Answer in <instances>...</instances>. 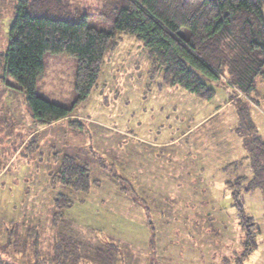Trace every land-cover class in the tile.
Masks as SVG:
<instances>
[{
  "label": "rangeland",
  "instance_id": "374dc122",
  "mask_svg": "<svg viewBox=\"0 0 264 264\" xmlns=\"http://www.w3.org/2000/svg\"><path fill=\"white\" fill-rule=\"evenodd\" d=\"M118 1L61 4L71 14H90L91 25L113 29L110 11ZM15 2L0 0V167L7 165L0 177L3 261L61 264L63 256L62 264H226L230 258L236 264L232 258L242 249L243 233L226 182L252 178L245 138L253 136V125L264 139V78L250 96L230 84L228 72L220 80L205 78L216 95L202 99L166 85L164 69L144 44L117 32V47L82 103H76L77 58L44 55L36 92L74 113L39 126L19 81L2 68ZM64 155L90 167L95 183L89 193L52 186ZM58 192L74 203L55 223ZM242 202L260 231L258 248L242 264H264L263 189L245 191ZM30 226H39L32 231L41 233V249L27 235ZM57 244L63 248L58 252Z\"/></svg>",
  "mask_w": 264,
  "mask_h": 264
},
{
  "label": "trees",
  "instance_id": "16d2710c",
  "mask_svg": "<svg viewBox=\"0 0 264 264\" xmlns=\"http://www.w3.org/2000/svg\"><path fill=\"white\" fill-rule=\"evenodd\" d=\"M110 13L115 28L106 29L91 25L88 13L71 14L61 0H16L2 68L5 75L19 81L39 126L69 119L74 113L73 107L36 92L37 79L45 69L44 55L65 52L77 58L76 103H82L97 85L106 55L117 47V32L135 36L144 44L154 64L164 69L168 86L212 99L216 90L205 78L220 80L228 72L230 84L238 91L247 96L258 92V79L264 78V0H119ZM251 128L253 136L245 138V146L252 178L240 176L226 182L243 233L242 249L232 258L236 264L246 261L259 246L256 220L245 212L242 202L245 191L257 186L264 191V139L255 126ZM38 149L39 141L33 151ZM51 176L53 187L57 183L75 192L89 193L95 183L90 167L70 155L61 157L59 169ZM54 203V220L59 223L74 201L58 192ZM34 228L39 231V226L31 227L27 235L41 249L36 239L41 233H34ZM56 247V252L63 249ZM224 260L231 263L230 258ZM60 262H64L63 256ZM0 264H6L2 256Z\"/></svg>",
  "mask_w": 264,
  "mask_h": 264
},
{
  "label": "crops",
  "instance_id": "0c3cea01",
  "mask_svg": "<svg viewBox=\"0 0 264 264\" xmlns=\"http://www.w3.org/2000/svg\"><path fill=\"white\" fill-rule=\"evenodd\" d=\"M3 141H7V140H5V139H3ZM5 166V165H4ZM5 168H7V165H6V167ZM5 168L4 169H2L1 167H0V177L6 172V170H5Z\"/></svg>",
  "mask_w": 264,
  "mask_h": 264
}]
</instances>
